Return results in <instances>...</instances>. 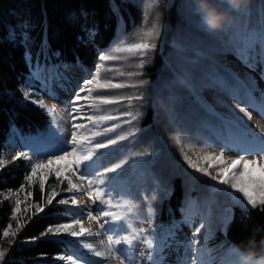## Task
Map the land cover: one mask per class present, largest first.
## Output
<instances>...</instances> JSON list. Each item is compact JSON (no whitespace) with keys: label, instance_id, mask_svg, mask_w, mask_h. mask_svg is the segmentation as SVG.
Listing matches in <instances>:
<instances>
[{"label":"rangeland","instance_id":"obj_1","mask_svg":"<svg viewBox=\"0 0 264 264\" xmlns=\"http://www.w3.org/2000/svg\"><path fill=\"white\" fill-rule=\"evenodd\" d=\"M127 2H133L139 8V14L137 23L126 34L133 33L136 28L142 25V17L145 14L148 15V23L144 25L145 27H150L157 14L159 15L161 31L156 42L157 48L150 54V62L143 69H136L129 64L122 66L124 71H141L143 73L142 76L126 82L134 83L136 79H143L147 81L145 86L140 89L125 88L104 93L110 95L142 94L144 99L136 102L135 107L131 109L142 113L141 117L131 125L123 124L125 117L120 115L123 111L129 110L126 104L121 103L109 109L113 115L120 119L107 122L103 127H110L112 123L119 122L122 124V128L109 133L108 136L100 137L101 141H106L129 129H139V131L135 137H131L129 140L108 149H102V155L95 167L102 170L103 167L111 166L122 158H128V163L122 169L109 174L110 185L112 186L116 182L123 188L121 196L123 199L121 200L130 201L133 205L138 206L134 209V216L130 218L137 229L151 228L156 213L161 209L158 206L170 195L172 182L170 179L167 180L168 177L180 173L186 183L185 215L182 222L174 229L175 236L168 241L171 247L166 248L163 252V264H191V259L195 256H200L203 264H212L207 250V240L216 230L224 226L230 209L235 206L249 209L251 206L247 205L242 194L229 189L226 185L220 187L228 189L230 194L214 192L211 185L216 182L211 181L209 177L195 179L194 176L199 177L200 174L194 173L193 169L187 167L180 146L175 143L174 138L179 137L182 140L185 145L184 152L193 163L202 167H208V162L203 157L209 152L219 154L223 151L224 158L227 160L244 155L246 150H258V145L252 142L251 137L241 135L238 130L244 128V125L237 119L238 116L243 115L239 113V108L246 107L252 117L251 120H246L247 127L261 137H264V117H261L253 108L247 107V102L242 98V94L236 95L238 86L233 82L226 69L238 74L249 87L258 89L253 92V96L257 100L264 92V79L260 78L258 69L256 71L249 70L234 55L226 54V50L241 35H252L258 39L264 32V0H248L246 10L233 13V23L215 33H208L201 27L199 17L194 10V0H159V6L151 11H148L147 8L148 0H120L119 4L126 6ZM173 22L176 23L177 28L174 35H171L168 27L174 25ZM119 35L120 31L110 45L116 44ZM171 36H175V40ZM177 43L179 47H177ZM109 46L100 49L98 53H105L109 50ZM162 54L164 57L166 56L169 66L162 61L158 65ZM46 63L49 68H52V63ZM153 67H157L156 73L152 72ZM171 69L178 70L184 81L181 82L177 77L171 75ZM166 70H168L167 73ZM88 71L89 69L78 65L68 70L56 65L53 72L54 79L52 76H48L47 79L43 76L41 79H34L31 74V80L23 91L30 94L29 100L31 101L42 100L48 107L54 106L57 123H52L49 143H44L40 138H23L19 134H15L9 140L0 159L8 161L9 164L17 152H26L33 160L44 159L46 155L56 152L66 138H70L69 133L73 123L89 125L90 121L87 116L93 114L91 109L84 107L81 114L73 113L74 120L70 119L68 111L65 110L66 104L74 98L75 93L83 84ZM101 71L102 75L109 77L115 74L114 72L104 73L103 69ZM162 73L167 74V78L163 81ZM78 104H84V102L79 101ZM201 105H206L210 109V115L203 116L201 114V120L194 122L192 118H195L194 114L196 116L197 112H193V109H197ZM150 110L153 113L154 125L148 129L144 127L143 122ZM186 145L195 147L189 149ZM134 153L147 154L133 155ZM245 159L259 160L261 157L246 155ZM164 163L169 165L170 170L169 174L167 173L162 178L153 173L155 170H150V168L161 167V165L163 168ZM74 171L75 168L70 172L63 173V176L70 177L76 183ZM209 171L213 175L216 174L215 168H210ZM112 188L110 187L111 192ZM11 192L16 194L9 197L13 204L19 197L22 198V201L26 199L23 191L11 190ZM4 196H9V191L5 192ZM77 199L82 201L79 211L85 214L81 217L84 219V226L89 227L88 223L92 224V222L86 219V213L91 211L93 215H98L99 207L92 204L87 195H78ZM189 202H191L192 209L198 213L192 217L190 224L183 222L189 212ZM146 203H151L155 209V215L150 223H145L141 219L146 216ZM69 207L74 210L73 213L77 211L74 207L70 205ZM70 219L71 217H69ZM201 224L204 225L201 233H195L194 229ZM108 227L110 226L106 225L105 229ZM89 228L92 229L91 226ZM102 232L103 236L87 239L94 245L100 240L106 242L107 235L111 233L105 230ZM151 233L153 232L151 231ZM197 239L200 240L199 244H196ZM174 241H178L179 244ZM189 242L195 244L199 251L194 253L189 249L187 247ZM232 251L233 249L230 250V253ZM80 253L74 252L73 254L83 256L88 264H96L99 260L92 256L87 249L80 248ZM132 255L136 264H149L147 251L142 241L134 244ZM197 262L201 264V260H197ZM225 262L220 264H225ZM60 263L65 264V262Z\"/></svg>","mask_w":264,"mask_h":264},{"label":"snow or ice","instance_id":"obj_2","mask_svg":"<svg viewBox=\"0 0 264 264\" xmlns=\"http://www.w3.org/2000/svg\"><path fill=\"white\" fill-rule=\"evenodd\" d=\"M213 3L222 10L227 8L222 3V0H213ZM158 6L159 0H148V11ZM111 7L112 11L117 14V27L119 28L120 21L123 18L118 15L119 10L115 4ZM81 15L87 18L88 14L82 12ZM159 19V15L157 14L151 26L145 27L144 25L148 23V15L145 14L142 17V25L136 28L133 33L126 34L123 29H120V35L117 38L116 44L110 45L109 50L103 54L97 53L98 62L95 65L94 71L89 70L87 72V76L83 80V84L79 87V90L75 93L74 98L65 106V110L68 111L69 117L72 120L75 119L72 115L73 113L81 114L84 107L91 109L93 114L87 116L88 121H90L89 125L73 123L69 133L70 138H66L56 152L46 155L44 159L37 158L33 160L26 152H17L13 156V161L23 159L27 162L25 164L26 174L24 181L29 186L38 181L39 189L42 193L45 187V181L49 175L54 174L60 183L66 180L67 188L64 191L72 193V195L69 198L58 200L57 204L70 205L77 209L75 213L69 208L62 209L60 215L71 217L68 222L49 225L39 236L27 238L26 243H35L38 240L47 238L52 243L70 244L87 249L92 256L99 258L96 264H111L112 261H117L118 264H136L132 255L133 246L136 242L142 241L147 251L149 264H163V252L166 248L171 247L168 241L175 236L173 229L177 226L176 223H173V228L169 229L157 244L154 237L150 238L151 228L137 229L134 223L131 222L130 218L135 214L134 209L138 206L133 205L130 201L114 200L112 197V192L109 187V174L116 173L122 169L128 163V158H122L118 162L111 164V166L103 167L102 170L95 167L102 155V149H108L123 141L129 140L131 137H135L139 131V129H129L126 132L117 134L115 137L108 138L106 141L99 139L122 128V124L119 122L112 123L110 127H103L107 122L119 121L120 119V117L113 115L109 111L111 107L121 103L126 104L129 110L123 111L120 115L125 117L123 124L131 125L142 115L141 112L132 111L131 109L135 107L136 102L144 99L142 94L110 95L104 93H111L125 88L140 89L145 86L147 81L143 79H136L134 83L126 82L142 76L143 73L141 71H124L122 70V66L129 64L136 69H143L150 62L149 56L156 50V42L160 36L161 28ZM24 27L26 28L27 26L25 25ZM84 30L87 34L88 41L91 42L96 35L94 28H85ZM9 39L15 42V32L9 33ZM29 40L30 36L27 31L20 33V42L25 44L26 48ZM226 54L234 55L242 65L251 71H256L259 66L260 78L264 79V32L260 34L258 39L252 35L239 36L226 50ZM41 55H44L45 63H41ZM53 55L58 56L59 53H53ZM47 58V49L44 45L41 46V53L37 55L35 63H33L30 52L26 50L25 59L32 69L34 79H41L42 76L45 79L48 76H52L53 79L55 78L53 72L56 66L53 65L52 68H49L46 63ZM102 69L104 73L114 72L115 74L110 77L102 75ZM226 71H228L229 76L238 86L236 95L242 94V98L247 102V107L253 108L261 117H264V92L260 94V99L257 100L253 96V92L258 91V89L249 87L244 80H241L238 74L227 69ZM118 80L119 82H117ZM82 93L85 94L81 95ZM23 95L26 100L30 99L28 92H24ZM79 101H83L84 104H78ZM31 102L37 104L41 109H44L46 114L51 118L52 123H57L54 115L56 108L54 106L48 107L42 100H32ZM239 113L243 115L238 116L237 119L244 125L243 129H238L240 134L250 136L252 142L258 144V150H246L244 155L227 160L224 158L223 151L219 154L209 152L203 157L208 162V167H202L193 163L191 158L184 152L185 145H183L182 140L179 137H175L174 139L175 143L180 146V151L187 167L193 169L194 173L200 174L199 177L194 176L195 179H200L205 176L209 177L211 181L216 182L211 185L214 192L228 193V189L220 187L226 185L229 189L242 194L247 205L251 206L252 209H256L258 206H264V137L248 129L246 120H251L252 117L246 110V107H240ZM186 147L191 149L195 146L186 145ZM145 154L147 153H134L133 155ZM246 155L260 156L261 159H245ZM7 164L8 161L0 159V170ZM73 168H75L73 175L81 182L86 183L77 184L70 177L63 176V173L70 172ZM210 168H215V175L209 171ZM23 190L24 185L22 184L19 191L22 192ZM11 195L16 194L10 190L9 196H6L5 199H8ZM31 195V192L27 193V196ZM57 195L58 193L53 190L48 195L45 205H41L40 203L27 205L24 213H27L32 207L35 208V211L29 217V221L33 218H39L40 214L44 213L45 207L53 204ZM78 195H87L91 203L99 207L98 215H93L91 211H88L86 213V219L95 222L98 225V229L111 233L107 235L106 242L105 240L99 241L100 247H96L87 239L89 237L99 236L101 233L100 231H94L84 226V219L81 217L85 214L79 211L82 201L77 199ZM20 205L21 201L17 198L14 206L11 207L12 218L16 219V227L13 229L12 225L9 224L3 229V237L11 238L8 239V247L0 246V264H5L6 257L15 243V238L25 226L20 223L18 217V213H21ZM188 207L189 212L183 222L190 224L192 223V217L198 213L192 209L191 202H189ZM181 211L184 212V209H181ZM154 215L155 209L151 203H146V216L141 219L145 223H150ZM101 221L103 222L101 223ZM106 225L110 227L105 229ZM203 227V224L196 227L194 229L195 233H201ZM120 233L124 234L121 235ZM174 243L179 244L178 241H174ZM199 243L200 240L197 239L196 244ZM187 247L194 253L199 251L192 242H189ZM262 255H264V252L260 253V256ZM239 256L240 253L236 249H233L225 264H239ZM53 260L65 262V264H88L83 256L75 255L68 251L64 254L56 255L53 257ZM197 260H201V264H203L200 256L193 257L191 264H196Z\"/></svg>","mask_w":264,"mask_h":264},{"label":"trees","instance_id":"obj_3","mask_svg":"<svg viewBox=\"0 0 264 264\" xmlns=\"http://www.w3.org/2000/svg\"><path fill=\"white\" fill-rule=\"evenodd\" d=\"M119 3L120 0H0V158L15 134L23 138H40L44 143L50 142L51 118L44 109L33 104L31 100H26L23 95L32 74V69L25 59L26 50L30 52L33 63L41 53V46L44 45L48 57L46 62L59 65L66 70L77 65L94 70L99 50L107 48L121 28L126 33L138 21L139 8L133 2L125 3L126 6ZM113 4L119 10L118 15L123 18L119 28L117 14L112 11ZM82 12L88 14L87 18L81 15ZM173 24L168 27L171 35H174L177 28L176 23ZM85 28H94L96 32L91 42L88 41ZM23 31H27L30 36L27 48L20 42V33ZM13 32L16 34L15 42L9 39V33ZM171 37L175 40V36ZM57 52L58 56L53 55ZM163 55L158 65L162 61L169 66L166 56ZM41 63H45L44 55H41ZM156 69L157 67H153L152 72ZM257 69L260 73L259 66ZM170 71L171 75L181 82L184 81L178 70ZM166 73L165 75L162 73V81L167 78ZM193 112H197L196 116L194 114L195 118H192L194 122L201 120V114L210 115V109L206 105L193 109ZM143 124L148 129L154 125L151 110L147 112ZM26 163L25 160L19 159L0 170V246L8 247V239L11 238L3 237V229L9 224L13 229L16 227V219H13L11 214V207L14 204L11 199H5V192L19 190L23 184V194L26 195L23 201L19 197L21 213H18L20 223L25 226L15 238L5 264H61L60 261H54L53 257L66 251L81 254L80 248L70 244L52 243L47 238L35 243L25 241L27 238L39 236L49 225L69 220L68 216H62L60 212L65 208L74 210L69 205H58L57 201L69 198L72 193L64 191L67 188V181L60 183L54 174L47 177L43 193L39 189L38 181L29 186L24 181ZM150 170H155L153 173L162 178L169 174L170 167L164 163L163 168L161 165ZM169 179L172 182L170 195L158 206L161 209L156 213L151 225L153 233H150V238L154 237L156 242H160L168 230L173 228L174 222L178 226L185 215L181 211L184 209L186 190L184 178L180 173H176L175 176H169L167 180ZM110 187H113L114 200L123 199L121 197L123 188L120 185L114 182ZM53 190L58 193L53 204L45 207L39 218L29 221L35 208L32 207L24 213L25 207L35 203L45 205L48 195ZM28 192L32 195L27 196ZM206 245L212 264L227 261L230 250L237 247L260 256V253L264 252V206H258L256 209L235 206L230 209L224 226L210 236Z\"/></svg>","mask_w":264,"mask_h":264},{"label":"clouds","instance_id":"obj_4","mask_svg":"<svg viewBox=\"0 0 264 264\" xmlns=\"http://www.w3.org/2000/svg\"><path fill=\"white\" fill-rule=\"evenodd\" d=\"M227 6L221 9L213 0H194V10L199 17L201 27L208 33H215L223 30L233 23V13L246 10L248 0H222ZM239 253V264H264V255L256 256L251 251L241 250L237 247Z\"/></svg>","mask_w":264,"mask_h":264},{"label":"bare ground","instance_id":"obj_5","mask_svg":"<svg viewBox=\"0 0 264 264\" xmlns=\"http://www.w3.org/2000/svg\"><path fill=\"white\" fill-rule=\"evenodd\" d=\"M258 145V144H257ZM74 181L77 183V184H80V183H84V182H81L80 180H78L77 179V177L74 175ZM93 225V226H92ZM95 225V226H94ZM86 226H87V224H86ZM88 226L90 227H92V230H94V231H100V235L99 236H103V232H102V230H100V229H98V225L95 223V222H92V224H90V223H88ZM96 245V247H100V244L99 243H96L95 244ZM188 249V248H187ZM111 264H118V262H111ZM196 264H200V262H197Z\"/></svg>","mask_w":264,"mask_h":264}]
</instances>
